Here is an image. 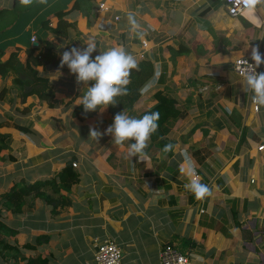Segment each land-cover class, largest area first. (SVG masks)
<instances>
[{
    "label": "crops",
    "instance_id": "crops-1",
    "mask_svg": "<svg viewBox=\"0 0 264 264\" xmlns=\"http://www.w3.org/2000/svg\"><path fill=\"white\" fill-rule=\"evenodd\" d=\"M59 1L36 4L14 27L5 28L0 59L16 50L22 62H34L42 50L32 49L42 35L40 21L63 6ZM73 1L66 6V20L75 28H68L67 36L47 33L46 37L55 44L59 59L73 47L86 48L88 40L97 45L93 59L116 46L137 61L152 58L157 73L165 74L164 81L157 74L148 81L143 88L151 84L149 90L141 92L127 114L136 118L156 103L153 94L168 85L185 115L169 132L174 141L170 154L149 141L146 161L131 160L127 144L115 145L110 135H102L98 142L89 137L90 128L105 133L113 124L109 107L84 120L72 116L86 87L76 83L66 65L36 67L52 84L50 103L35 96L21 98L13 74L0 76V134L10 137L0 152V192L15 182L52 177L68 163H75L79 173L78 182L63 192L68 206L56 215L40 199L28 213L2 211L1 220L10 222L16 234L0 233L1 239L9 236L18 246L36 243L35 250L21 251L26 259L46 260L38 264H92L96 246L105 239L120 247L121 264H160L159 253L167 243L186 254L190 264H264V151L257 149L264 141V106L253 108V94L243 90L242 78L232 70L234 59L250 58L252 47L264 55V3L231 16L225 0H94L87 17L71 9ZM101 2L107 11L98 9ZM3 7H10L8 0H0ZM129 13L146 33L143 38L131 33ZM57 20L51 17L50 25L54 27ZM180 46L188 47V54L172 58L170 47ZM193 69L199 74H184ZM258 70L264 72V64ZM207 88L212 91L205 96L202 90ZM118 108L124 111L123 103ZM234 110L249 129L239 151L235 126L230 130L229 120H223ZM216 118H223L220 129L213 126ZM191 119L196 120L191 127L197 124V128L190 132V127L187 133ZM17 124L34 132L23 133ZM203 130H208L205 136ZM213 133L214 143L203 141ZM183 153L190 157L193 177L212 190L204 200L185 188L189 162ZM37 237L44 238L36 242ZM26 259L19 258L18 264H27Z\"/></svg>",
    "mask_w": 264,
    "mask_h": 264
},
{
    "label": "trees",
    "instance_id": "trees-1",
    "mask_svg": "<svg viewBox=\"0 0 264 264\" xmlns=\"http://www.w3.org/2000/svg\"><path fill=\"white\" fill-rule=\"evenodd\" d=\"M63 6L58 7L53 13L44 15L40 21L41 24V36L38 41V46L32 47L33 50L42 49L41 52L35 57V61L31 62L28 59L22 62L18 58V52L12 51L5 60L0 59V76L5 77L7 74H13V83L18 88L21 98L25 99L27 96H35L40 100H47L49 103L54 95V90L49 78L43 74H40L37 70V66L42 68L53 67L58 68L60 65V59L55 52V44L46 39L47 33H52L56 36H67L68 28H75V24L66 20L68 11L66 6L68 2L72 0H62ZM55 3H59V0H54ZM12 5L10 7L0 8V36L4 35L7 27H14L18 22L21 15H25L35 3L27 8L19 7L14 0H11ZM94 0H74L71 9L80 10L83 15L89 17ZM57 17V24L52 27L50 25V18ZM46 33V34H45ZM37 38V37H36ZM3 38L0 37V44H2ZM18 49V48H17ZM5 52L3 46L0 47V57ZM172 58L180 54H188V47L180 46L175 50L170 47ZM139 69L132 70L130 75V84L127 86L128 94L118 97V103L115 106H109V111L112 116L120 113L118 108L119 103H123V109L125 111H131L135 102L141 96V89L144 85L153 79L157 74V69L154 65L152 58L143 57L138 61ZM159 78L164 81L165 74L161 73ZM153 98L156 103L149 108H146L136 115V118H141L144 114L150 112H158V129L154 132L150 138V143L156 148H159L161 153L166 145L174 143L169 137V132L173 124L183 118L185 115V108L180 104V101L171 93V87L168 85L164 89H159L153 94ZM97 111L85 113L82 105H75L72 108V116L80 120L93 116ZM225 112V111H224ZM222 119H214L213 126L216 129L222 128ZM228 121L227 127L231 130V125L235 126L238 131L237 151L240 150L242 144L247 142L248 127L241 124V118L238 117V112L234 110L231 112L226 120ZM2 123H0L1 126ZM200 124H198L199 126ZM15 128L23 133H32L34 130L28 126L15 125ZM197 128V124L190 128V132H194ZM208 133V130H203V136ZM10 141L9 135L0 134V152L6 148ZM79 180V173L76 171L72 163L66 164L61 168L54 176L36 179L31 182L19 181L15 182L6 191L0 193V233L5 235H15L16 230L1 220V212L9 211L14 215H20L28 213L32 210L34 201L36 199L42 200L46 205L51 206V214L56 215L60 209L68 206V198L64 191L69 192L71 187ZM44 237H37L36 242H41ZM37 247L36 243L27 241L22 246L11 244L6 242L3 238L0 239V254L3 259H23L26 257L23 255L21 249H33ZM41 261L46 263V260L40 257H33L26 259L27 264H38Z\"/></svg>",
    "mask_w": 264,
    "mask_h": 264
},
{
    "label": "clouds",
    "instance_id": "clouds-1",
    "mask_svg": "<svg viewBox=\"0 0 264 264\" xmlns=\"http://www.w3.org/2000/svg\"><path fill=\"white\" fill-rule=\"evenodd\" d=\"M14 2L23 8L30 7L34 3L48 4V0H14ZM242 3L251 12L257 4L264 3V0H242ZM128 22L131 33L143 38L146 33L141 30V25L132 13L128 14ZM84 43L87 45L86 48L73 47L71 50L64 51L59 67L63 68L66 65L75 75L76 83L86 87V92L79 97L77 105H82L85 113L94 111L103 113L109 106H115L118 103V97L128 94L127 86L131 82V72L134 69L138 70L139 64L137 59L122 46L100 51V54L93 59L92 53L97 49L96 43L93 40ZM250 58L254 64L246 60L241 72L243 90L253 94L254 103L264 106V72L256 71V68L264 64V55L258 47H252ZM150 86L151 84L141 89L142 93L147 92ZM158 120V112L146 113L141 118H135L124 110L114 116L113 124L106 129L105 133L90 128L89 137L98 142L102 135H110L115 145L124 147L127 144V158L132 160L133 157H138L139 161H146L145 149L148 147L152 134L158 129ZM173 149L174 145L168 144L163 151L169 152ZM183 156L185 161L189 162V182L185 184V188L197 200H204L211 196L212 190L209 186L193 177L194 169L191 167L188 154L183 153Z\"/></svg>",
    "mask_w": 264,
    "mask_h": 264
},
{
    "label": "built area",
    "instance_id": "built-area-1",
    "mask_svg": "<svg viewBox=\"0 0 264 264\" xmlns=\"http://www.w3.org/2000/svg\"><path fill=\"white\" fill-rule=\"evenodd\" d=\"M227 4V10L229 15L236 16L241 13L246 7L243 5L242 0H225ZM98 9L107 11L108 7L103 3H99ZM115 19H118V16H115ZM36 37L32 36L31 41H35ZM261 46L264 50V37L261 41ZM142 56V54H141ZM248 61L250 64L254 62L246 56H239L234 59L232 64L233 72L242 78L241 72L244 67V62ZM256 71L259 73L258 68ZM254 109L257 110V104L254 103ZM259 151H264V141H261L257 145ZM75 166V163L73 164ZM122 251L120 247L112 240L105 239L96 246L93 263L92 264H121ZM160 264H190L189 257L182 253L175 245L167 243L165 244L159 253Z\"/></svg>",
    "mask_w": 264,
    "mask_h": 264
},
{
    "label": "rangeland",
    "instance_id": "rangeland-1",
    "mask_svg": "<svg viewBox=\"0 0 264 264\" xmlns=\"http://www.w3.org/2000/svg\"><path fill=\"white\" fill-rule=\"evenodd\" d=\"M8 3H10L11 5H12V3H11V0H8ZM110 5V4H109ZM34 6V5H33ZM110 8L113 10V13L115 12L114 11V5H111L110 6ZM120 17H121V15H120ZM123 40H124V38H123ZM233 70V69H232ZM193 73V74H192ZM184 74L186 75V76H189L190 74H192V76L193 75H198L199 74V69H193V70H184ZM205 91V92H204ZM209 91H212V88H207V89H205V90H202V92H203V95H205V96H207L208 95V93H209ZM204 97V96H203ZM180 101V100H179ZM224 102V103H223ZM222 103H223V105H225L226 104V107L228 106L227 105V102L224 100V98H223V100H222ZM231 104H229V106H230ZM254 108V107H253ZM219 116L221 115V113L219 112V114H218ZM194 122H196V120L195 119H191L190 121H189V123H188V127L186 128V130H187V133L189 132L188 131V129L191 127V125L192 124H194ZM173 128V127H172ZM185 130V129H184ZM184 130H183V132H184ZM173 131H174V129H173ZM214 131V130H213ZM238 132V131H237ZM214 133H215V131H214ZM210 134L205 140H203L204 142H206L207 144H209L210 142H213V138H215V134ZM233 134V133H232ZM201 141H202V139H201ZM219 142V141H218ZM214 143V142H213ZM229 143H231V142H227V146H228V144ZM218 144H221V143H218ZM215 145H216V143H215ZM226 146V147H227ZM215 155V154H214ZM211 156H213V155H211ZM8 185L5 187V188H3V190H1L2 192H4V191H6L7 189H8ZM10 188V187H9ZM1 193V192H0ZM7 212V211H6ZM9 212V211H8ZM11 213V212H10ZM1 218H2V216H1ZM6 224L7 225H10V222H6ZM0 239H1V234H0ZM9 239H11L9 236H7L6 237V239H5V241L6 242H11V244H13L12 243V241H9ZM183 253V252H182ZM18 259L19 258H17V259H13V258H9V259H3L2 257H1V254H0V264H18V263H21V261H18Z\"/></svg>",
    "mask_w": 264,
    "mask_h": 264
},
{
    "label": "water",
    "instance_id": "water-1",
    "mask_svg": "<svg viewBox=\"0 0 264 264\" xmlns=\"http://www.w3.org/2000/svg\"><path fill=\"white\" fill-rule=\"evenodd\" d=\"M32 44H33V46H37L38 45V42H33ZM85 92H86V88L84 89V93ZM84 93L82 94V96L84 95Z\"/></svg>",
    "mask_w": 264,
    "mask_h": 264
}]
</instances>
